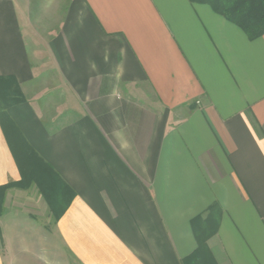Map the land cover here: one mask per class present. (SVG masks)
Wrapping results in <instances>:
<instances>
[{"label": "crops", "instance_id": "obj_1", "mask_svg": "<svg viewBox=\"0 0 264 264\" xmlns=\"http://www.w3.org/2000/svg\"><path fill=\"white\" fill-rule=\"evenodd\" d=\"M0 77V264H264V35L191 0H0Z\"/></svg>", "mask_w": 264, "mask_h": 264}, {"label": "trees", "instance_id": "obj_2", "mask_svg": "<svg viewBox=\"0 0 264 264\" xmlns=\"http://www.w3.org/2000/svg\"><path fill=\"white\" fill-rule=\"evenodd\" d=\"M191 2L210 6L215 13L241 28L250 40L264 35V0H191ZM23 101L24 97L15 79L0 77V122L6 131L15 127L7 110ZM205 252L206 249L200 246L192 256L185 259L184 263L210 264L206 261L210 257Z\"/></svg>", "mask_w": 264, "mask_h": 264}]
</instances>
